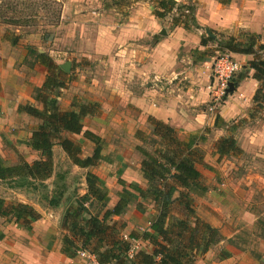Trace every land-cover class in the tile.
Instances as JSON below:
<instances>
[{
  "label": "crops",
  "instance_id": "0c3cea01",
  "mask_svg": "<svg viewBox=\"0 0 264 264\" xmlns=\"http://www.w3.org/2000/svg\"><path fill=\"white\" fill-rule=\"evenodd\" d=\"M198 1L195 26L184 30L172 24L170 15L164 19L155 18L146 0H137L123 17L111 9L108 13L84 12L78 0H62L59 18L65 35L58 40L61 48L54 43L47 55L52 59L69 50L78 61L84 60L93 67L76 68V81L69 88L59 90L58 105L61 111H68L73 103H100L99 113L102 109L112 111L109 117H100L104 125H110L113 116L121 120L118 105H123L124 121L135 126L134 130L144 129V122L151 117L173 128L180 137L203 134L202 142L198 144L203 163L198 166L204 170L197 167L203 175L202 182L208 187L212 175L221 178L239 172L241 181L237 182L236 188H240L242 196L251 198L227 221L236 219L240 223L237 225L262 232L259 223L264 220V109L254 111L253 96L259 84L247 66L252 56L233 54L241 66L234 78L237 84L225 102L213 106L212 110L209 85L213 58L220 53L218 41L221 36L238 40L240 33L253 34L264 44V0H231L227 5H221L218 0ZM202 39L206 40L203 44ZM65 46L68 47L66 50ZM25 56L26 53L12 47L0 35V157L8 159L11 156V165L16 164L11 155L13 151L28 163L37 160L39 155L27 145L30 130L39 122L19 113L18 106L30 103L41 108L33 100L32 90L43 85L47 72L35 64L29 75L24 73ZM217 116L225 126L214 127ZM85 125L86 130H95ZM114 128L120 129L119 126ZM205 129L209 131L204 133ZM229 136L235 139L240 153L220 157L215 144ZM106 153L107 150L101 155L105 157ZM28 155L30 161L26 158ZM121 163L124 174L121 179L129 183L135 181L125 162ZM211 168L218 170L215 175ZM137 179L141 181L137 180L138 185L145 188L142 175ZM240 184L248 191H243ZM209 205L213 206V203ZM130 208L114 220L130 219ZM36 211L42 217L32 224L31 231L18 227L11 219L10 222L0 220V264H82L79 257L68 259L61 254L58 222L42 211ZM221 234L224 239L207 252L198 253L194 264H264V237L261 234L257 237L260 248L257 247L254 254L244 246L229 242L230 236ZM150 251L148 247L146 252Z\"/></svg>",
  "mask_w": 264,
  "mask_h": 264
},
{
  "label": "trees",
  "instance_id": "16d2710c",
  "mask_svg": "<svg viewBox=\"0 0 264 264\" xmlns=\"http://www.w3.org/2000/svg\"><path fill=\"white\" fill-rule=\"evenodd\" d=\"M149 1L154 5L152 15L155 18L164 19L176 11L178 16L171 20L174 26L184 30L195 26L194 7L179 5L175 0ZM230 1L218 0V3L227 5ZM12 4V0L0 1V25L20 23L15 16L8 17L14 12ZM246 37L245 40L229 37L218 42V50L252 56L247 66L253 71V79L259 84L253 96L254 111H258L264 105V44L260 43L257 35L247 34ZM205 41L202 39V44ZM34 54L37 62L47 70L43 85L34 88L32 96L41 108L26 103L18 106V112L38 120L39 123L32 129L27 145L41 158L31 163L20 159L18 164L6 165L0 157V183L13 179H27L32 182L48 180L53 171L54 146H59L72 165L80 169H89L105 159L101 155L102 139L86 130L83 125V119L96 114L99 105L73 103L70 110L61 111L57 99L59 90L64 88V83L59 80L64 72L47 54ZM233 84H237L235 79ZM147 122L157 148L150 153L142 146L136 147L141 156L140 172L146 187L141 188L135 184L127 186L122 179H118V184L123 189L113 207L107 208L108 190L104 181L87 172L86 193L77 199L76 205L73 202L68 204L61 219V228L69 233L63 236L60 249L66 258L73 259L78 251L84 250L94 255L100 264H194L198 253L207 252L222 240L216 228L201 222L195 216V198L208 191L196 167L203 163L202 152L198 148L203 134L180 137L173 128L160 121L149 117ZM225 125L219 116L215 118V128ZM208 131L209 129H205L204 133ZM65 134L81 136L89 141L94 145L93 153L82 157L80 146L65 137ZM137 135L140 138L144 136L142 132H137ZM215 149L220 157L240 153L232 136L219 140ZM138 200L151 202L156 215L149 222V229L143 232L141 237L130 235L129 238L148 242L153 251L137 252L130 258L128 251L131 244L121 238L123 225L110 222L113 218L124 215L128 207ZM136 205L142 210V204L137 202ZM41 217L31 206L21 203L7 204L0 198V220L11 219L18 227L31 231L32 224ZM191 218L195 219L194 224L190 223Z\"/></svg>",
  "mask_w": 264,
  "mask_h": 264
},
{
  "label": "rangeland",
  "instance_id": "374dc122",
  "mask_svg": "<svg viewBox=\"0 0 264 264\" xmlns=\"http://www.w3.org/2000/svg\"><path fill=\"white\" fill-rule=\"evenodd\" d=\"M5 1V0H0ZM14 8L13 15L9 14L8 17L15 16V18L20 22L18 25H0V35L4 41L10 43L12 47L16 46L19 48L20 52L26 53L24 59L23 67L24 73L30 74L32 67L37 64L40 65L34 53H44L47 54L48 50L53 46L61 48V43L58 41L61 36L65 35V29L60 26V10L62 7V0H12ZM132 0H78L79 4H82L81 9L84 12H106L109 9L116 11L118 15L122 17L127 14L132 5L136 2ZM150 7H152V12L154 5L151 1L146 0ZM179 5L184 4L187 6L194 7L193 15L199 4L198 0H175ZM186 14L187 11H184ZM178 12L174 11L170 15V19L178 16ZM67 31V30H66ZM203 32V36H204ZM246 33H240L237 35L238 40L247 39ZM57 39L56 41H54ZM224 36H221L218 42L225 41ZM68 46V45H67ZM67 46L63 47L65 50ZM60 50V49H59ZM59 52V51H57ZM217 56V55H216ZM59 64L64 62L70 63V71L68 73L61 74L59 80L64 83V87L69 88L76 81V68L80 66L83 68L90 69L93 67L91 63L84 60L78 61L74 55L70 54L69 50L65 51L64 54H57L53 58ZM56 64V63H55ZM42 66V65H41ZM43 67V66H42ZM45 70V68L43 67ZM47 72V70H45ZM50 74V73H49ZM47 76V75H46ZM45 76V77H46ZM34 90V88H33ZM32 90V96H34V91ZM226 100V99H225ZM100 104L97 102L86 101L83 104ZM102 104L99 105V109ZM110 105H117L115 103H110ZM119 106V114L121 115V120L114 119L113 116L109 121L110 125H104L102 123L103 119H100L102 115L110 116L111 110L106 112L104 109L99 113L92 116L91 119H83L85 124L90 127H94L95 130H89L97 136H102V153L107 150L105 159L99 161L94 167L88 170L80 169L70 162L67 156L62 152L59 146H54L52 150V167L53 171L51 176L45 182H32L27 179H13L0 183V198L4 199L7 204L21 203L36 210L42 211L45 215H49L51 219L58 222L59 226V238L62 245L63 236L68 235L67 230L61 228V219L64 214L65 209L68 204L74 203L76 205L77 199L82 197L86 193L85 185V175L87 172H93V174L99 175L103 179L105 186L108 190V205L107 208L113 207V205L118 200V194L122 191V187L118 184V179L123 178V171H121V162H125L128 167V173L132 179L131 183L125 181L127 186L129 184L138 185L141 183L138 176L141 175L138 172V166L141 162V156L137 153L136 147L142 146L148 152L153 153L157 144L153 142L154 138L151 136V127L149 126L147 120L144 122L146 127L142 130L133 128L135 126H130L124 121L125 108L123 105ZM260 109H264L262 106ZM259 109V110H260ZM61 110V109H60ZM99 113V114H98ZM127 122V121H126ZM84 124V127L86 125ZM38 125V124H37ZM37 125H33V128ZM114 126H119L120 129H115ZM32 128V129H33ZM104 128L105 130H99ZM32 131V130H30ZM137 132H142L144 136L143 140L136 136ZM65 137L72 139L81 148V156L86 157L93 153L94 145L81 136H74L65 134ZM101 138V137H100ZM143 141V142H142ZM11 155L16 159V164L22 159L18 156V153L13 151ZM203 156V155H202ZM11 157V156H10ZM1 159L6 165H11V158ZM30 161L29 155L26 157ZM41 157L38 155L37 159ZM117 165L115 166V164ZM13 165V164H12ZM15 165V164H14ZM124 167V164H123ZM199 169L204 170L202 166L196 165ZM107 168V169H105ZM197 168V169H198ZM206 168V167H205ZM219 169V166L216 167ZM105 169V170H103ZM212 169V168H211ZM217 169L210 170L212 174L215 175ZM222 169V166H221ZM219 172H223L220 170ZM104 174V175H102ZM211 174V175H212ZM210 174H208L209 176ZM203 178V175H201ZM232 176V177H230ZM212 182L209 184L208 191L206 194L195 199V212L196 218L201 222L216 228L219 233H223L226 236H230L228 241L241 245L248 252L253 254L256 252L258 245L257 237L261 234L264 237V220L259 223V228L262 232L258 230H247L246 227L240 224L234 219L227 221L232 213H238L244 207L246 200L251 197H245L240 194V188H236L238 181H241V174L239 172H234V174L228 175V177H221L212 175ZM230 179V182H225L226 179ZM232 178V179H231ZM138 180V182H137ZM228 183V184H227ZM204 184V183H203ZM243 191L247 192L246 186L240 184ZM139 186V185H138ZM140 187V186H139ZM244 187V188H243ZM177 196V195H176ZM245 198V200H244ZM142 204V210L136 205ZM213 203V206L209 205ZM130 219L124 220H114L111 223H117V225H123L121 231V238L127 240L131 244L130 235L141 237L143 232L146 231L149 222L152 221L156 215L154 205L147 200H138L131 204ZM178 210V209H176ZM39 212V211H38ZM133 212V213H132ZM42 215V214H41ZM56 217V218H55ZM55 218V219H54ZM10 222V220H7ZM190 223L194 224L195 219L191 218ZM244 227V229H243ZM235 234V235H234ZM224 239L223 235L221 234ZM233 236V237H232ZM57 238V237H55ZM235 238V239H233ZM140 246L133 250L131 253V258L137 252H146L148 247L150 248V253L153 251V247L141 239ZM263 247V246H262ZM146 250V251H145ZM77 257V256H76Z\"/></svg>",
  "mask_w": 264,
  "mask_h": 264
},
{
  "label": "built area",
  "instance_id": "2783aa9c",
  "mask_svg": "<svg viewBox=\"0 0 264 264\" xmlns=\"http://www.w3.org/2000/svg\"><path fill=\"white\" fill-rule=\"evenodd\" d=\"M240 64L233 58V54L229 52H220L213 58L211 64V74H210V85L209 94L211 97V107L222 105L225 99L228 97L227 94L228 84L233 82L240 71ZM149 228V224H148ZM130 241V240H129ZM130 249L128 251V256L131 258V253L133 250L140 246V240L131 239ZM77 257L82 260V264H100L94 255L87 251L81 250L77 252Z\"/></svg>",
  "mask_w": 264,
  "mask_h": 264
},
{
  "label": "water",
  "instance_id": "95a60500",
  "mask_svg": "<svg viewBox=\"0 0 264 264\" xmlns=\"http://www.w3.org/2000/svg\"><path fill=\"white\" fill-rule=\"evenodd\" d=\"M206 34L209 37H213L208 31H206ZM59 67L65 73H68L70 71V63L69 62H64L63 64H60ZM234 89H235V86H234L233 82H230L228 84L227 94L232 93L234 91Z\"/></svg>",
  "mask_w": 264,
  "mask_h": 264
}]
</instances>
